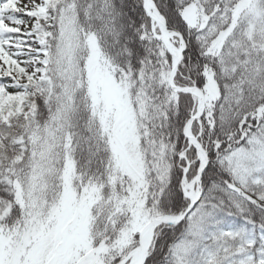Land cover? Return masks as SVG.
Wrapping results in <instances>:
<instances>
[{
	"label": "snow or ice",
	"instance_id": "1",
	"mask_svg": "<svg viewBox=\"0 0 264 264\" xmlns=\"http://www.w3.org/2000/svg\"><path fill=\"white\" fill-rule=\"evenodd\" d=\"M0 264H264V0H0Z\"/></svg>",
	"mask_w": 264,
	"mask_h": 264
}]
</instances>
